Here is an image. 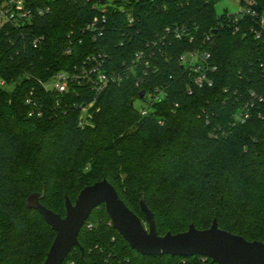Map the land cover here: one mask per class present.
I'll return each instance as SVG.
<instances>
[{
    "label": "trees",
    "instance_id": "trees-1",
    "mask_svg": "<svg viewBox=\"0 0 264 264\" xmlns=\"http://www.w3.org/2000/svg\"><path fill=\"white\" fill-rule=\"evenodd\" d=\"M217 1L106 0L102 13L96 0H31L33 10L50 11L0 29V264H42L55 240L27 207L31 194L45 190L43 205L65 217L66 196L75 202L104 179L148 228L144 199L161 236L191 224L205 230L216 219L221 229L264 243V39L235 33ZM257 2L262 15L264 0ZM95 18L105 20L97 39L86 31ZM177 27L185 30L182 40L167 32ZM36 37L44 38L37 48ZM194 50L211 54L212 86H196L197 74L180 61ZM140 51L148 65L132 73ZM92 55H106L105 71L128 79L100 94L74 84L65 93L41 86ZM156 88L164 99L142 116L135 104ZM79 241L84 256L75 248L64 264H215L140 255L112 228L104 206Z\"/></svg>",
    "mask_w": 264,
    "mask_h": 264
},
{
    "label": "water",
    "instance_id": "water-1",
    "mask_svg": "<svg viewBox=\"0 0 264 264\" xmlns=\"http://www.w3.org/2000/svg\"><path fill=\"white\" fill-rule=\"evenodd\" d=\"M104 5L106 0H96ZM142 91L140 96H145ZM46 192H36L27 199V207L38 211L56 233L55 240L42 264H64L75 248H84L79 241L80 233L93 211L105 207L112 228L129 244L131 249L142 256L158 258L164 256L190 258L195 256L211 259L215 264H264V243L248 241L219 227L215 219L210 228L200 230L191 224L185 232L159 235L155 215L145 200L141 209L145 214L148 228L141 218L120 198L116 188L104 179L85 187L75 200L66 196V215L52 211L43 205Z\"/></svg>",
    "mask_w": 264,
    "mask_h": 264
},
{
    "label": "built area",
    "instance_id": "built-area-1",
    "mask_svg": "<svg viewBox=\"0 0 264 264\" xmlns=\"http://www.w3.org/2000/svg\"><path fill=\"white\" fill-rule=\"evenodd\" d=\"M31 0H3L0 5V29L4 28L5 24H12L14 27L20 28L26 23H30L36 16L47 14L50 9L38 8L33 10L30 6ZM257 0H241L240 9L234 14L224 13L229 24L233 27L235 33L245 32L251 33L256 40L264 39V13L262 15L254 8L257 6ZM97 7L102 13L107 11V3L100 5L97 3ZM126 9L121 8L122 12H125ZM130 25H134L136 20L134 17H129ZM105 20L95 18L90 24L87 25L86 31H88L94 39L102 37L105 31ZM243 26L244 30H242ZM168 33H172L175 39L182 40L185 30L180 28H171L167 29ZM44 38L36 37L34 39L33 45L35 48L39 47ZM70 51V50H69ZM152 56V55H150ZM211 54L207 51L199 52L197 50L184 53L180 61L187 65L191 71L196 73L194 76V84L200 88L205 85L212 86L213 82L209 77V73H212L216 70L215 66H211L209 60ZM146 61V54L144 51L138 52L134 59H132V65L130 72H135V69L143 65V62ZM107 63L106 55H92L87 57L83 62L82 66L79 69H76L74 73H59L53 79L50 84L40 82L41 86L46 90H56L59 93H65L71 84L77 86H88L91 91L96 94H100L107 88L108 85H120L126 78L128 79L129 75L125 73L124 75L118 71L112 73H107L104 69V66ZM148 65V61L145 62ZM136 86L141 87L143 84V78L138 77L136 80ZM0 85H4V82L0 80ZM145 96L143 97L142 103L144 104L138 111L142 116H149L153 110V106L157 103H161L164 99L165 93L162 89L156 88L153 91H145ZM254 95V94H253ZM33 92L31 93V98L28 99L27 103L33 105L34 98ZM88 107L82 108L81 120L84 122L86 120V113ZM34 113V112H33ZM31 113V115H33ZM249 106L246 105L244 111H242L237 120L240 122H245L249 118ZM161 124H163L161 122ZM91 227V225H90ZM202 261H208L210 259L206 257H201ZM69 264H75V262H69Z\"/></svg>",
    "mask_w": 264,
    "mask_h": 264
},
{
    "label": "rangeland",
    "instance_id": "rangeland-1",
    "mask_svg": "<svg viewBox=\"0 0 264 264\" xmlns=\"http://www.w3.org/2000/svg\"><path fill=\"white\" fill-rule=\"evenodd\" d=\"M240 1L241 0H218L216 3V11L219 15L224 13L234 14L240 9ZM143 106L144 104L142 101H137L135 104L137 110Z\"/></svg>",
    "mask_w": 264,
    "mask_h": 264
}]
</instances>
